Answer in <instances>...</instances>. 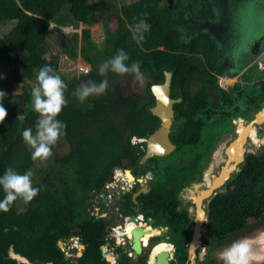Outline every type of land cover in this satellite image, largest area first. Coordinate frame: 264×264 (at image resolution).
Masks as SVG:
<instances>
[{"label":"trees","instance_id":"16d2710c","mask_svg":"<svg viewBox=\"0 0 264 264\" xmlns=\"http://www.w3.org/2000/svg\"><path fill=\"white\" fill-rule=\"evenodd\" d=\"M102 4L103 1L92 4L89 0H0V24L17 21L10 32L0 36V61L6 64L0 69V103L8 110L0 123V174L9 166L18 172L31 170L33 184L40 188L31 201H25L23 211L18 210L19 199L8 210H0V264H69L58 241L72 235L86 245L83 256L75 264H109L102 255V246L108 242L115 244L107 232L110 221L90 212V195L101 194L106 184L113 181L117 168L138 165L144 152L142 144H134L133 138L146 137L158 128L159 119L149 110L155 102L151 87L163 83L166 72L173 73L171 97H182V102L175 105L186 132L179 145H194L192 150L199 157L203 151L198 145L205 134L196 133V126L193 129V103L195 110L202 112H196L198 115H205V110L211 108L216 132L227 130L237 118L248 120L251 114L264 108V71L259 72L257 83H252L253 76L249 74V83L238 84L233 93L219 88L224 93L223 113H216L213 103L207 105V83L215 82L208 66L212 68L216 64L217 47L207 33L184 41L179 26L188 8L202 18H214L210 0H175L173 7L158 0H137L116 7L104 16L107 30L102 46L93 42L89 28L68 39L62 53L72 60L85 58L90 71L75 79L65 77L60 71L61 56L48 43L53 24L75 21L93 25L98 22ZM140 18L147 20L151 28L138 41L133 38L131 25ZM120 48L129 53L128 63L141 62L146 86L131 85L129 79L135 78L134 74L110 72L107 93L81 102L74 94L76 88L89 80L103 79L98 71L100 63ZM94 56H98L96 60ZM45 64L52 65L67 84L64 94L68 103L58 117L67 128L58 140H63L68 149L62 154L52 147V166L34 181L37 159H32V148L25 143L22 132L28 127L35 131L39 113L33 108L31 88L37 82L39 68ZM194 80L205 81L196 97L190 92ZM15 84L21 91L14 93ZM221 113L223 123L216 118ZM191 176L187 180L194 178ZM184 185L181 183L175 189L176 194ZM226 186V191L213 197L210 204L203 242L211 251L243 232L252 220L264 217V160L250 155ZM3 196L0 188V198ZM190 241V231L172 240L176 247V260L172 264L187 263L185 245ZM118 251L123 254L122 249ZM131 260L123 255L120 264H131ZM207 264L219 262L208 256Z\"/></svg>","mask_w":264,"mask_h":264},{"label":"flooded vegetation","instance_id":"af4514ba","mask_svg":"<svg viewBox=\"0 0 264 264\" xmlns=\"http://www.w3.org/2000/svg\"><path fill=\"white\" fill-rule=\"evenodd\" d=\"M217 10H219L218 7ZM183 17H185V20L183 24L179 26V28L184 41H187L188 37H194V35H197V33L203 31L210 36L217 47L218 57L215 60L216 64L212 68L208 66V70L212 74V77L215 78V82L207 83V89L209 90L207 105L210 106V104L213 103L217 108L215 112L223 113L224 93L221 90L219 91V88L227 91L228 93H233L238 84L246 85L249 83V80L247 79L249 74L253 76L252 83L258 82V69L260 68L259 63H261L260 59L264 56V36L258 38V40L252 45L249 41H247L246 45L243 46V52L239 53L238 49L240 46L238 44H235L234 42H230L228 44L226 43V46L223 44L224 28L226 27L223 23L221 14H218L215 11L214 18H202L194 13L190 8H188V10L183 14ZM131 79L136 80V78ZM228 82H230V84H228ZM204 85L205 81L194 80L190 88L192 97H196ZM135 86L137 85L135 84ZM179 94L182 95V92ZM175 99H181L179 103L182 102V97H177ZM176 104L177 103L174 104V116L172 118V124L169 133V139L172 144L175 145V149L169 153H165L164 155L151 154V156L146 159L149 148L148 142L154 132L161 127L162 123L161 120L152 113V108L155 106L154 102L149 110L155 117L159 119L158 128L152 133H149V135L146 137L133 138L134 144H142L140 147L141 151L143 150L142 152H144V154H141L138 165L136 167H130L126 169L119 167L114 172V176H116L117 172L118 174L119 172H122L123 175H126L128 174L127 171H130L134 177V180L133 177L132 179L129 178L128 180L124 177L128 182H130L129 185L122 186V188L118 190L117 195L114 196L111 201H109L108 207H106V204L99 200L97 194L92 193L90 195L89 210L90 207L99 209L101 211L102 217L109 219L110 224L107 228L108 233L109 230L111 232L112 227L121 225L123 228H125L127 223L131 229L130 234L133 236V234L135 235L137 233L136 239L140 240H138V242L141 243V241H144L145 243V240L147 239V241H149L151 237V240L148 242L149 244H143V252L138 256V259L135 260L133 256L132 239L129 240V238H127V244H120L121 240L126 238L124 233L125 229L122 228L123 230L119 231L123 233L122 236H119L118 239L111 238V241H113L112 239L115 240V244H113V242L107 243L109 244V249L114 251L115 255L117 256L118 264L122 263L123 255L131 257V264H144V262L146 264H154L156 256L161 251L155 254V257H150V252H152V249L156 244L162 241L168 242L169 244L167 246L168 248H165L166 250L164 249L165 251L172 253L175 249L176 254V247L172 240L179 238L182 233H185L186 231L191 232V241L185 245L188 249V258L186 264H207L208 256H212L218 261V259L212 255L211 247L203 242V236L206 234V225L209 222L211 201L217 194L226 191L227 181L225 184L216 188L210 197L204 198L202 200L201 209L204 212V218L200 229V246L196 249V261L192 263V261L189 260V247L195 234V223L198 219L199 211V206L193 199L195 197L194 191L196 190L198 184L205 186V188L207 187L206 176L208 172L212 170L211 160L214 156V149L216 148L218 142L223 139V135L230 132L234 126L239 125L241 122L248 121L251 118L254 120L257 117V114L261 115L264 110L259 112L260 114H251L248 120H240L237 118L231 122L230 128L225 131L222 129L221 131L216 132V128L213 129L214 127L212 125L213 122L211 118V108L207 106L208 109L205 110V115H198L197 113L202 112L200 110L196 111V105L193 103V129L196 126V133L205 134L204 137H202V142L198 145L199 148H201V151H203V155L199 157L197 153L193 152L194 150H192V148L195 147L194 145L188 146L190 148L187 146L180 147L179 145V143H182L183 135L185 136L186 132L183 128V118L178 112H176ZM222 113L217 114L216 118L220 119L223 123ZM238 127L236 129V133L239 135L240 130ZM260 127L261 126L258 125L256 126L257 133H263L259 131ZM212 136L214 138L213 148L211 147ZM246 136H248L249 140L244 143L245 151H247V153L243 154V160L240 163L237 160L233 161V163L237 165V169H234V172L232 173L233 168L231 169L230 162L228 163V166L227 162L224 166L227 167L228 178L230 177L231 173L234 175L237 173L235 171L239 172L242 170L243 165L246 163V160L250 155L255 154L259 156L260 159L264 160V147L259 153L254 151L255 143L253 142L250 135ZM261 139H264V137ZM248 150H250L251 153H248ZM222 167L223 165L220 166L219 171L216 173L218 176ZM173 171L176 173L174 176L172 175ZM213 174L214 173L212 170L210 173L211 179ZM233 175H231V177ZM189 176L194 178L189 181L187 180V177ZM181 183L185 185L182 186L176 194L175 189L181 186ZM133 218H139L140 223H132L133 225H130L129 220ZM262 219H264V217ZM150 220H153L154 223L151 224ZM187 223L189 225L186 227ZM138 227H142L144 230ZM58 244L64 251L65 259L70 262L69 264L77 263L78 258L83 256H79L80 252H83L84 254L86 249V245L81 242L79 237L74 235L68 239H60ZM118 249H122L123 254H120ZM203 249H207V251H205L203 258L200 259L198 255ZM102 255L104 257L103 248ZM30 263L33 264L32 262Z\"/></svg>","mask_w":264,"mask_h":264},{"label":"clouds","instance_id":"9594fccd","mask_svg":"<svg viewBox=\"0 0 264 264\" xmlns=\"http://www.w3.org/2000/svg\"><path fill=\"white\" fill-rule=\"evenodd\" d=\"M131 28L133 38L139 41L144 39V33L151 28V25L147 20L140 18L131 25ZM129 59V53L125 49H118L98 67L99 73L104 78L99 82L89 80L82 83L76 88L75 96L81 102H85L91 96L106 94L109 89L107 74L110 72L121 75L134 74L136 79L142 80L144 72L141 69V62L133 60L128 63ZM36 81L31 88L33 108L39 113L35 131L28 127L22 132L25 143L32 148L33 160L48 157L53 151L52 146L64 135L67 124L58 117L68 103L64 94L67 84L52 65L41 66ZM7 114L8 110L3 103H0V123L5 120ZM0 188L4 192L3 198H0V210L4 211L8 210L17 199L31 201L40 191V188L33 184L31 170L18 172L11 166L0 174ZM142 242L145 244L144 241ZM218 256L222 264H264V228L258 229L254 235H245L233 240L219 251Z\"/></svg>","mask_w":264,"mask_h":264},{"label":"rangeland","instance_id":"374dc122","mask_svg":"<svg viewBox=\"0 0 264 264\" xmlns=\"http://www.w3.org/2000/svg\"><path fill=\"white\" fill-rule=\"evenodd\" d=\"M89 1L93 4L103 1V4L100 10L98 11V22L97 23L93 25L79 24L75 21H71L66 25L64 24L59 25V24L54 23L53 24L54 29H52V32L50 33L49 39H48L49 46L53 48L61 56V59H60L61 73L65 77H68L71 79L79 78L80 75L89 73L90 66L87 63L86 59L83 57H78L72 60L69 58L67 54L62 53L64 47L69 42L68 39L71 38L73 34L75 33L79 34L81 33L82 30L89 28L91 29V37H92L93 42L99 46H102L105 40L106 30H107V28L104 26V16L115 11L116 7L120 8L124 4L134 2V0H89ZM217 7L219 10H217ZM215 9H216L215 11L218 14H221L223 23L226 27L224 28V35H223V44L225 46H226V43L228 44L230 42H234L235 44H238L240 46V48L238 49V52L242 53L244 50L243 46L246 45L247 41H249L250 44L252 45L255 41L258 40V38H261V36H264V0H216ZM109 28H111L112 30L113 28L112 25H110ZM10 29H11V26L8 29V26H6L5 24H0V36H4L6 33H8V31H10ZM97 57L98 56H94V60H96ZM260 62H261L259 63L260 68L258 70L264 71V56L260 59ZM5 65H6L5 62L0 61V69H4ZM129 82L134 85L136 84L139 87L146 86L145 79H142L139 81L135 79L134 80L131 79L129 80ZM13 89H14V93L21 91L20 86L18 84H15ZM252 120L253 118H251L248 121L241 122L237 126H234V128L230 132L224 134L223 139H221L218 142V144L216 145V148L214 149V156L212 157V160H211V169L213 170V173L215 175H217L216 173L219 171L221 165H223V167L226 165V162L229 158L228 149L230 148V146L243 134L244 130H246L249 126L252 127V125L247 126L249 123L252 122ZM237 127L240 130L239 132L241 134L240 136L236 133ZM259 131L264 133V123L261 124ZM247 140H248V136H247ZM263 145H264L263 141L260 142L259 144H255L254 151L259 153L261 149L264 147ZM52 147L57 148L62 154L65 153L68 149L63 140L62 141L58 140L56 144H54ZM243 148L245 150L244 146ZM245 153H247V151H244V154ZM248 153H251L250 150H248ZM217 156L221 160H219ZM233 161H236V159ZM233 161H231L230 163L231 165L230 164L229 165L234 170V169H237V165H235ZM52 164H53L52 155H49L46 158H37L36 165H35L36 167L34 168L35 169L34 172H37V175L34 181L39 180L40 176L42 177V175L50 168V166H52ZM223 167L221 168L220 173ZM240 168H241V165H240ZM235 172H238V171H235ZM115 185H116L117 190H120L122 186H126L125 182L119 180V178L115 180ZM204 188L205 187H203V189ZM198 190L196 189L195 192H198ZM24 206H25V201H23L22 199H19L17 203L18 210L19 211L23 210ZM195 226H196V223H195ZM261 228H264V219L258 220V221L252 220L249 226L243 232H241L239 235H235L234 237H230L229 239L225 240L222 244H220L218 248L214 249L212 251V255H214L218 259L219 264H222L218 256V253L220 250H222V248L226 247L233 240L239 239L242 236L254 235L257 232V230ZM146 242L148 243L149 241H147L146 239L145 243ZM205 251H207V249L201 250V253L198 255L200 259L203 258V256L205 255L204 254ZM77 255H78V252H77ZM175 260H176L175 251L173 250L172 262ZM191 261L192 263L196 261V254Z\"/></svg>","mask_w":264,"mask_h":264},{"label":"water","instance_id":"95a60500","mask_svg":"<svg viewBox=\"0 0 264 264\" xmlns=\"http://www.w3.org/2000/svg\"><path fill=\"white\" fill-rule=\"evenodd\" d=\"M167 1H169L170 5L173 6L174 0H167ZM172 77H173L172 72H170V71L166 72L165 73V81L163 83L154 84L151 87V92L155 97V106L152 108V113L155 116H157L161 120L162 123H161V127L157 131L154 132V134L151 136V138L148 142L149 148H148V154L146 156V159H148L151 156V154L164 155L165 153H169L173 149H175V145L172 144V142L169 139V133H170V128H171V124H172V118L174 116V104L179 103L181 101V99L176 100V99H173L171 97ZM263 123L264 122H262V123L258 122V114H257V117L251 123H249L247 126L252 125L256 128L257 125L261 126V124H263ZM257 134H258V137L260 139L264 137L263 133H257ZM240 135L241 134L239 133V136ZM242 160H243V157H242ZM239 163H237V164H239ZM233 172H234V170L232 171V173ZM127 173L133 177V175L130 171H127ZM232 173H231V175H232ZM231 175H230V177H231ZM214 176H216V175H214ZM229 178L226 181H228ZM133 180H134V177H133ZM226 181L223 184H225ZM212 193L209 196H207L206 198L210 197L212 195ZM197 205H198V203H197ZM129 222L131 224L132 223L133 224H139L140 219L139 218H133V219H130ZM150 223L152 224V223H154V221L150 220ZM197 225H198V219L196 221V226ZM201 225H202V222H201ZM138 228H142V227H138ZM137 230H139V229H137ZM107 231H108V229H107ZM132 237H133L132 238L133 256H134V259L137 260L138 256L143 252V242L141 241L142 245H140V247L139 246L137 247V241H136L137 233L135 235L133 234ZM196 237H197V227L195 229V234L193 236L192 243L194 240H196ZM84 248H85V245H84ZM138 248H140L141 251L135 255ZM191 253L192 252H191V246H190L189 247V260H192ZM195 254H196V250H195ZM82 255H83V252H80L79 256H82ZM171 258H172L171 252H167V251L160 252L156 256V260H155L154 264H171ZM22 260L25 263H29V260L27 258L23 257Z\"/></svg>","mask_w":264,"mask_h":264},{"label":"bare ground","instance_id":"6f19581e","mask_svg":"<svg viewBox=\"0 0 264 264\" xmlns=\"http://www.w3.org/2000/svg\"><path fill=\"white\" fill-rule=\"evenodd\" d=\"M226 81H227V79H226ZM230 82H232V81H230ZM230 82H228V84H230ZM258 122L259 123L264 122V112L261 115H258ZM247 129H248V131H247ZM247 129L244 130L243 134L228 149V157L229 158L227 161V166H228L229 162L231 163V161H233L235 159L239 162L242 160V157H243V154L245 151L243 146L247 140L246 134L250 135V137L252 138V140L255 144H259L262 141L264 142V139L261 140L257 136V131H256L255 127L249 126ZM218 152H219V150H218ZM218 156H217V158H218ZM218 159L221 160L220 158H218ZM211 172H212V170H210L206 176V183H207L206 186L208 188L206 187L203 189L201 187H205V186L198 184V186L196 187L197 190L199 189L198 192L194 191L195 197L193 199L198 203L199 208H201L200 205L202 203V200L204 198H206L207 196H209L213 192V190H215L216 188L221 186L226 181V179L228 178L227 167H223L222 172L219 176H214L215 174H213L212 179L210 177ZM131 179H132V177H131ZM203 218H204V212L201 209H199V211H198V225L196 226L197 227V237H196V240H194L193 243L191 244V252H192L191 257H192V259L195 256V250L200 246L199 245L200 244V229H201V222L203 223ZM130 225H133V224L130 223ZM127 231L130 234L131 229H130L129 224L127 225ZM122 235H123V233L119 232V236H122ZM136 241H137V247L138 246L140 247V245H142V244L140 242H138V239H136ZM147 244H149V243L146 242L145 245H147ZM168 245H169L168 242H165V241H162V242L156 244L155 247L153 246L154 248L152 249V252H150L151 253L150 257H155V254H157L159 251H164V249L167 248ZM140 251H141V249L138 248L136 253L138 254ZM136 253H135V255H136Z\"/></svg>","mask_w":264,"mask_h":264},{"label":"built area","instance_id":"2783aa9c","mask_svg":"<svg viewBox=\"0 0 264 264\" xmlns=\"http://www.w3.org/2000/svg\"><path fill=\"white\" fill-rule=\"evenodd\" d=\"M118 178H119V180L125 182L126 185H129L130 182H128L124 178L122 172H119V174L117 172V175L114 176L113 181L108 182L106 184V188H105V190L101 194H97L98 192H93V193H95V194L98 195L99 200H101L104 204H106V207L109 206V201H111V199H113V197L116 196L117 193H118V190L116 189V185H115V180H117ZM90 211H91V213L93 215H96L97 217H102L101 211L99 209H95L94 207H92V208L90 207ZM127 225L128 224L126 223L125 228H123V226H121V225L120 226H116V227H112L111 232L109 230L108 236L110 238H117L118 239L119 238V231L125 229L124 233L126 234V238H124L123 240H121V243L120 244L121 245L127 244V242H126L127 238H129V240L132 239V236L127 231ZM79 245H80V243H79ZM102 248H103L104 257L107 260L109 259L108 260L109 261V264H118V258L115 255L114 251H111L109 249V244L103 245Z\"/></svg>","mask_w":264,"mask_h":264},{"label":"crops","instance_id":"0c3cea01","mask_svg":"<svg viewBox=\"0 0 264 264\" xmlns=\"http://www.w3.org/2000/svg\"><path fill=\"white\" fill-rule=\"evenodd\" d=\"M135 1H137V0H134V2ZM159 2H162V3H165V4H167V5H170V3H169V1H165V0H158ZM211 1V3H212V5H213V8H214V12H215V7H216V0H210ZM174 2H175V0H174ZM93 4V3H92ZM174 5V4H173ZM171 7H173L172 5H170ZM184 22V21H183ZM9 23H11V24H9ZM77 23H79V22H77ZM97 23V22H96ZM1 24H5L6 26H8V29L10 28V26H11V29H10V31L16 26V24H17V21L16 20H13V21H11V22H7V23H1ZM79 24H84V23H79ZM183 24V23H182ZM78 25V24H77ZM10 31H8V32H10ZM179 31H180V28H179ZM181 33V32H180ZM200 33H205V32H203V31H201V32H199V33H197V34H200ZM196 35H194V37H195ZM262 37V36H261ZM192 38V36H190V37H188V40L189 39H191ZM259 72H260V70H259ZM251 75V74H250ZM264 109V108H263ZM263 109L261 110V111H263ZM250 120V119H249ZM240 121V120H239ZM231 237H234V236H231ZM229 239V238H228Z\"/></svg>","mask_w":264,"mask_h":264}]
</instances>
